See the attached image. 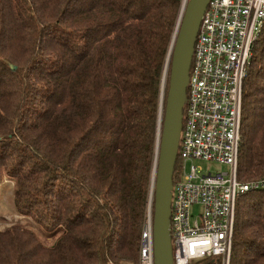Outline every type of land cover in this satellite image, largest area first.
Returning <instances> with one entry per match:
<instances>
[{"label": "trees", "instance_id": "16d2710c", "mask_svg": "<svg viewBox=\"0 0 264 264\" xmlns=\"http://www.w3.org/2000/svg\"><path fill=\"white\" fill-rule=\"evenodd\" d=\"M181 7L0 0V166L17 210L60 233L46 248L31 229L0 232V264H139ZM238 179L257 186L238 199L229 264H264V30L243 84Z\"/></svg>", "mask_w": 264, "mask_h": 264}, {"label": "built area", "instance_id": "2783aa9c", "mask_svg": "<svg viewBox=\"0 0 264 264\" xmlns=\"http://www.w3.org/2000/svg\"><path fill=\"white\" fill-rule=\"evenodd\" d=\"M187 1L182 0L181 13ZM263 30L264 0H210L203 16L180 137V175L172 190L174 264H193L209 258L220 259L221 264L230 263L238 199L257 186L238 179V162L243 84L255 42ZM162 98L161 94L139 264H155L154 192ZM190 160L218 162L227 165L228 170L203 173L195 165L188 169L186 163Z\"/></svg>", "mask_w": 264, "mask_h": 264}, {"label": "water", "instance_id": "95a60500", "mask_svg": "<svg viewBox=\"0 0 264 264\" xmlns=\"http://www.w3.org/2000/svg\"><path fill=\"white\" fill-rule=\"evenodd\" d=\"M209 3L210 0H188L184 5L164 76V90L167 78L169 86L166 99L164 95L162 99L161 130L158 137L153 234L155 264H174L171 235L174 172L178 160L195 44ZM212 263L217 264L218 260H212Z\"/></svg>", "mask_w": 264, "mask_h": 264}, {"label": "rangeland", "instance_id": "374dc122", "mask_svg": "<svg viewBox=\"0 0 264 264\" xmlns=\"http://www.w3.org/2000/svg\"><path fill=\"white\" fill-rule=\"evenodd\" d=\"M180 16H181V12L178 17V21L176 24V28L173 34L172 41L174 39L176 30H177V25H178ZM171 45L169 49L171 48ZM166 65H167V62H166ZM166 65H165V70H166ZM167 75H168V72H167ZM164 86H165V81L163 77L162 85H161L162 87L161 94H162V97L163 95L167 97L168 86H169L168 78L166 81V90H164L165 88ZM160 113H161V104H160ZM160 113H159V118H160ZM186 165L188 169H190L192 165H195L203 173H207L209 171L212 173H217V172H225L228 170L227 165L221 164L218 162H208V161H201V160L191 161L190 160L186 163ZM14 188H15V181L10 178L6 169L0 166V232H4L7 229L14 227V226H19L21 228H28V229L33 230L36 233L39 240L43 243V245L46 248H51L56 242L60 233H57L55 231L54 232L49 231L46 228H44L41 224H39L37 221H35L31 216H27V215L20 213L15 207Z\"/></svg>", "mask_w": 264, "mask_h": 264}, {"label": "bare ground", "instance_id": "6f19581e", "mask_svg": "<svg viewBox=\"0 0 264 264\" xmlns=\"http://www.w3.org/2000/svg\"><path fill=\"white\" fill-rule=\"evenodd\" d=\"M167 69V68H166ZM162 109H163V106H162Z\"/></svg>", "mask_w": 264, "mask_h": 264}]
</instances>
